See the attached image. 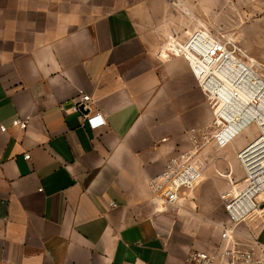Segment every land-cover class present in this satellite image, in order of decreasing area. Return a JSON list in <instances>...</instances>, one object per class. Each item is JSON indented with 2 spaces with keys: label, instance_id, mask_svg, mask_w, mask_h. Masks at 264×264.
<instances>
[{
  "label": "crops",
  "instance_id": "0c3cea01",
  "mask_svg": "<svg viewBox=\"0 0 264 264\" xmlns=\"http://www.w3.org/2000/svg\"><path fill=\"white\" fill-rule=\"evenodd\" d=\"M214 1L0 0V264H192L217 249L208 182L176 205L149 187L212 113L186 58L156 66L146 49L199 29ZM247 220L264 242V203Z\"/></svg>",
  "mask_w": 264,
  "mask_h": 264
},
{
  "label": "built area",
  "instance_id": "2783aa9c",
  "mask_svg": "<svg viewBox=\"0 0 264 264\" xmlns=\"http://www.w3.org/2000/svg\"><path fill=\"white\" fill-rule=\"evenodd\" d=\"M198 23L199 29L192 32L174 31L146 44L153 65L178 57L187 59L212 113L209 125L190 128L191 145L169 157L163 170L149 179V187L155 198L166 204L192 200L209 163L216 173L228 178L218 189L227 220L217 224L221 242L215 251L194 249L185 260L192 264H264V242L240 229L264 203V65L233 38L219 36ZM185 49L198 57L197 65ZM90 100L87 94L78 96L74 111H81ZM85 117L92 128L106 123L101 112ZM15 122L24 127L28 117ZM249 126L256 128L257 135L237 151L240 171L232 176L223 161L216 163L206 151L231 144Z\"/></svg>",
  "mask_w": 264,
  "mask_h": 264
},
{
  "label": "rangeland",
  "instance_id": "374dc122",
  "mask_svg": "<svg viewBox=\"0 0 264 264\" xmlns=\"http://www.w3.org/2000/svg\"><path fill=\"white\" fill-rule=\"evenodd\" d=\"M199 21L207 26L212 33L233 38L239 42L250 56L264 65V0H216L211 3V9L205 18ZM256 135V128L249 126L231 144L218 150L209 147L206 153H212L211 156L216 163L223 161L226 170L235 176L240 171L237 151ZM222 154L224 157L221 156ZM208 161L206 159L205 162L208 163ZM205 167L207 170L202 182H208L209 186L203 202L210 209V222L217 227L218 223L227 220L218 189L220 184H223L228 178L216 173L214 167L209 166V163Z\"/></svg>",
  "mask_w": 264,
  "mask_h": 264
},
{
  "label": "bare ground",
  "instance_id": "6f19581e",
  "mask_svg": "<svg viewBox=\"0 0 264 264\" xmlns=\"http://www.w3.org/2000/svg\"><path fill=\"white\" fill-rule=\"evenodd\" d=\"M185 52L190 56L191 60H193L195 65H197L198 64V57L192 51H190L188 49H185Z\"/></svg>",
  "mask_w": 264,
  "mask_h": 264
}]
</instances>
